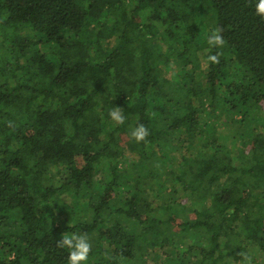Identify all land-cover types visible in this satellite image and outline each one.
I'll return each mask as SVG.
<instances>
[{
  "label": "trees",
  "instance_id": "16d2710c",
  "mask_svg": "<svg viewBox=\"0 0 264 264\" xmlns=\"http://www.w3.org/2000/svg\"><path fill=\"white\" fill-rule=\"evenodd\" d=\"M256 2L0 0V264H264Z\"/></svg>",
  "mask_w": 264,
  "mask_h": 264
},
{
  "label": "clouds",
  "instance_id": "9594fccd",
  "mask_svg": "<svg viewBox=\"0 0 264 264\" xmlns=\"http://www.w3.org/2000/svg\"><path fill=\"white\" fill-rule=\"evenodd\" d=\"M256 15L264 18V0H257L255 4ZM223 29L216 27L211 30L207 37V44L209 48H223L226 45V40L222 35ZM222 53L217 52L207 57V61L210 64H219ZM109 118L114 122V125L121 126L125 123L126 117L124 111L119 107H112L108 113ZM150 135L148 128L138 123L135 128L132 129L130 137L137 143L146 140ZM55 246L60 249H67V264H87L89 260V254L92 250L90 238L87 233H71L63 235L60 239L55 241ZM242 257L241 264H253L252 257L246 253H238Z\"/></svg>",
  "mask_w": 264,
  "mask_h": 264
},
{
  "label": "rangeland",
  "instance_id": "374dc122",
  "mask_svg": "<svg viewBox=\"0 0 264 264\" xmlns=\"http://www.w3.org/2000/svg\"><path fill=\"white\" fill-rule=\"evenodd\" d=\"M211 121H213V119H211ZM212 126L216 129L218 127V124L216 125L214 122H212Z\"/></svg>",
  "mask_w": 264,
  "mask_h": 264
}]
</instances>
